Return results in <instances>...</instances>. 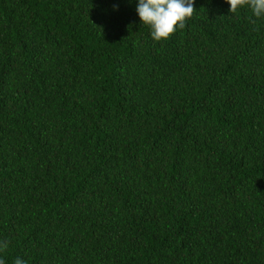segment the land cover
Returning a JSON list of instances; mask_svg holds the SVG:
<instances>
[{"label":"trees","instance_id":"obj_1","mask_svg":"<svg viewBox=\"0 0 264 264\" xmlns=\"http://www.w3.org/2000/svg\"><path fill=\"white\" fill-rule=\"evenodd\" d=\"M137 4L0 0L5 264H264V17Z\"/></svg>","mask_w":264,"mask_h":264},{"label":"clouds","instance_id":"obj_2","mask_svg":"<svg viewBox=\"0 0 264 264\" xmlns=\"http://www.w3.org/2000/svg\"><path fill=\"white\" fill-rule=\"evenodd\" d=\"M230 5V13H237L240 8L249 7L257 18L264 17V0H225ZM195 0H138L136 12L142 24L150 29L153 40L159 42L169 39L176 31L186 27L188 19L195 12ZM9 247L8 240H0V253ZM0 264L5 260L0 258ZM14 264H25L16 258Z\"/></svg>","mask_w":264,"mask_h":264}]
</instances>
